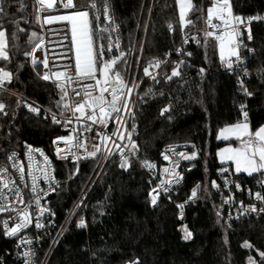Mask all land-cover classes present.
Here are the masks:
<instances>
[{
	"label": "trees",
	"instance_id": "16d2710c",
	"mask_svg": "<svg viewBox=\"0 0 264 264\" xmlns=\"http://www.w3.org/2000/svg\"><path fill=\"white\" fill-rule=\"evenodd\" d=\"M99 2L103 5V0ZM193 3L200 11L190 12L187 20L193 24L185 26L179 18L177 0H108L124 41L129 44L136 38L145 39L144 63L161 58L180 45L190 51L188 84L183 85L175 78L164 79L172 68L163 69L153 81L143 82L137 99L136 144L138 159L144 162L156 158L165 145L191 142L198 150L195 169L187 174L172 197L162 198L153 206L149 199L153 182L136 161L130 160L131 166L127 168L111 165L94 187L87 206L76 216L50 264H132L134 261L248 264L249 257L260 264L257 250L264 252V219L240 220L228 228L215 204L223 195L217 172L224 166L218 163L216 153L225 145L236 144L219 141L218 132L225 126L245 121L242 105L247 106V121L253 131L264 125V23L253 24V39L244 41L246 87L254 93L245 97L236 76L224 71L217 41L204 35L212 0H193ZM232 6L244 19L264 15V0H232ZM37 11L35 0H6L7 14L0 16V31L6 33L8 59L0 60V68L11 72L12 79L4 86L54 113L66 115L68 110L62 105L67 98L58 106L60 89L40 80L30 66L27 53H31L41 33ZM33 32L37 33L36 37L32 36ZM196 32L198 38L182 44L185 35ZM0 102L5 104L0 112V167L6 164L11 152L24 151L25 144L49 152L52 139L64 134L61 127L26 113L12 95L0 91ZM168 104H172L173 113L161 115ZM94 166L93 162H81L77 172L75 163L56 162L57 177L62 184L53 197L52 207L59 225L79 198ZM255 176L236 178L255 189ZM213 182L219 187H214ZM197 185H200L197 196L189 201ZM182 213L184 222L180 220ZM81 219L85 227L79 226ZM185 228L192 233L189 240L183 238ZM246 242L253 247L245 248ZM10 246L0 236V264L3 261L9 264Z\"/></svg>",
	"mask_w": 264,
	"mask_h": 264
},
{
	"label": "built area",
	"instance_id": "2783aa9c",
	"mask_svg": "<svg viewBox=\"0 0 264 264\" xmlns=\"http://www.w3.org/2000/svg\"><path fill=\"white\" fill-rule=\"evenodd\" d=\"M35 1L37 2V0ZM74 3L76 4L75 8L57 6L52 9H48L37 4L39 18L38 25L41 31V37L37 43H41V41L42 43L40 48H36L35 45L31 51L32 55H30V66L34 74L46 83L57 85L53 82L54 78L44 80L42 79V76L45 73H48L51 77V73L56 71L67 72L70 75L74 73V69L66 67L74 64V58L69 59V57H73L74 53V49L72 48L70 42V25L67 21L59 19L53 20L49 23L46 22V18L49 16H67L77 10H88L89 18L92 21L94 30L97 28H108L110 30V33L103 31L98 33L101 43L107 45L109 34L111 35L113 44H115L117 38L119 40L120 49L117 50L116 48H113V51L110 53L106 50L104 59L107 60L113 56H117L119 55V51H123L126 55L117 67L121 68V76L123 79L129 83V85L135 83L137 87L133 89L131 97L128 100L127 112L122 109L120 113L111 114L113 117H121L123 125L116 123L114 119H109L107 124L103 125L93 123L86 118L77 121L75 116H73L70 111H68L66 115H60L52 112L29 97L5 87L4 85L3 89H0V91L8 93L18 99L26 113L31 114L46 123L59 126L64 131V134L58 135L52 139L49 152L33 144H25L24 151L11 152L7 156L6 164L0 167V169H8V172L3 174L4 179L0 180V190L3 191L6 197V199H0V204L10 206L15 209V211L0 212V236H2L11 245V250L9 251V264H27L29 259L31 260V264H50L55 251L64 239L70 226L75 221L76 216L85 208V206H87L89 197L94 187L104 176H106L108 168L111 165L121 167L120 165L125 158L129 161H136L140 165V168L153 182L149 191L150 202L153 195H156V192L153 191L155 189L159 193L157 196L158 203L162 198L169 199L177 192V190L182 186L187 174L191 173L195 169V161L198 157L197 147H192V145L195 144L191 142H179L163 146L156 158L147 160L152 165H155L153 168L145 167L143 161L138 159L137 148L133 149L131 147L133 142L136 144V138L139 134V122L136 113L137 99L143 82L146 80H154L149 76H145L143 73L144 67L148 66L149 63H144L145 39L139 40L136 38L132 43H126L122 37V28L114 18L111 8L109 7L108 16L112 18L114 23H110L108 18L105 17L103 5L99 2V0H96L97 6L100 8V12L98 13L100 16L99 22H96L93 19L94 15L97 13L89 7L91 0H74ZM231 7L233 16H238L233 9L232 0ZM253 17H259V19H252L250 21L249 18L244 19L248 22L247 28L244 24L234 25L240 32L243 33V35L238 38L243 41V45L244 41L248 40L247 29H250L251 31L253 24L264 23V15L257 14ZM213 23H219V21L213 18ZM222 30L223 29H220V31ZM207 31L215 32L217 29L211 28L206 23V27L203 32L205 33ZM198 36L199 32L192 35L187 34L184 36L182 44L186 45L190 39L198 38ZM243 45L240 48V54L244 58L241 66L247 71V59L244 54L246 49ZM70 49L72 50L70 51ZM187 53H190V51L185 49L183 50L180 45L167 52L163 57L155 58L167 61V63L161 64L158 69H150V71H152V74L157 78L163 69L172 68V71L173 68L179 66L181 75L173 78L180 80L183 85H186L190 80L187 76V70L191 67V62L188 60V57H191V55L189 56ZM37 55L39 58H37ZM45 58L48 60L47 67H44L41 63V61ZM34 59L35 63L33 62ZM181 61H183L182 64L180 63ZM39 63L41 64L40 70L37 69V65ZM223 64L224 71L230 75H235L238 82L243 79L244 87H246V78L248 75H244V72L241 71V66H237L234 63L233 68L229 69L225 62ZM198 76L199 78L201 77L200 74ZM86 83H94V81H77L76 83L70 82L66 85L69 93V96L66 97L68 103H70L72 99H80V97L73 96V89L83 94V85ZM238 84L241 94L247 97V95L244 94L240 83ZM126 92L127 89H125V93ZM168 105H171V109L163 115L170 116L173 113L172 104ZM32 108H37L39 111L33 112ZM246 109L247 106L243 110L240 108L242 114L243 111H246ZM53 115H55L61 123H55L52 118ZM68 119H72L73 123L67 124ZM89 126L91 130H86V127ZM73 129H76V131L74 132ZM125 129H127V131H125ZM118 130L120 134L124 135L125 139L120 140L116 135H113V133H116ZM129 132L131 133V140L127 138ZM67 136L79 137V140L74 139L72 144H68L57 139L59 137ZM105 137H110L111 139H105ZM113 141H115V144ZM79 143H83L84 147L75 146ZM93 145H97L99 148L95 156L89 155V153L93 151ZM116 145H119V148ZM170 146H175L177 152L182 151L185 155H190L193 152H196V158L192 160H185L182 157H176L172 152L168 151ZM40 152H42L44 156L48 157L49 164L47 166H45L44 157L39 154ZM13 153H15L16 156L14 159L10 160L9 157L12 156ZM165 154L169 155V160L164 159ZM29 155H31L34 159L29 160ZM58 161L75 163L77 166V172L79 171L81 162L89 161L95 164L90 179L73 205L67 218L61 225L58 224L57 215L52 207L53 197L56 195L62 184L56 173V162ZM13 164L17 167H13ZM20 166H23L24 168L23 180L21 179V173L17 170ZM165 168L168 169V172H165ZM174 168L175 174L173 173ZM224 169L228 170L224 171ZM45 173H47V176H45ZM177 174L182 177L179 183L175 182ZM255 174V189H253L249 185H243L237 180V174L231 166L224 165L218 170L217 178L220 181L223 195L221 201L215 205L219 208L221 217L228 228H231L234 223L240 220L264 219V213L259 212V209L264 207V201L256 199L254 195L256 192H260L264 195V186H262V182H264V174ZM33 175L38 177L35 182L37 186V190L35 192L31 190ZM5 180H14L15 185L9 184V188H3ZM168 181L172 182L168 183ZM237 184L240 185L239 188L236 187ZM17 186L20 190V195L22 196V203L19 199H16L15 188ZM192 199L189 198V201ZM37 200L39 201V204H37ZM252 205L256 206L257 211H246V209ZM25 210H27L30 214L27 226L22 228L16 235H6L4 221H8L9 229L17 222L23 223L22 214ZM18 213L21 215L18 216ZM180 220L181 222L185 221L184 213L181 214ZM37 223L41 224L42 227H36ZM27 241H31V243H27ZM26 252H30L31 256H25L24 254ZM1 264L7 263L3 261Z\"/></svg>",
	"mask_w": 264,
	"mask_h": 264
},
{
	"label": "snow or ice",
	"instance_id": "6c2138e0",
	"mask_svg": "<svg viewBox=\"0 0 264 264\" xmlns=\"http://www.w3.org/2000/svg\"><path fill=\"white\" fill-rule=\"evenodd\" d=\"M37 3L41 6L46 5L48 9H52L56 4V0H37ZM61 3L64 8H75L76 4L74 0H61ZM177 3L180 6V21L184 22L186 13L188 12H198L200 8H198L194 3L193 0H177ZM89 7L97 13L94 15L93 19L96 22H99L100 16V8H98L96 0H91ZM23 10V6L20 9ZM103 12L106 18H108L110 23H114L112 18L108 16L109 12V5L108 0H103ZM6 0H0V16L6 15ZM213 18H215L219 23H213ZM65 20L70 25V42L72 48L74 49L73 57H69V59L74 58V64L68 65L66 67L74 69L73 74H68L67 72H52L51 77L48 73H45L42 76V79L49 80L50 78H54L53 82L57 84V87L60 89L61 96L60 100L57 101V105L61 106V102L65 101V98L69 96L67 91L66 85L68 83H76L77 81H94V83H86L83 85L84 91L83 94L81 92L76 91L73 89V96L80 97L79 100L72 99L70 103L65 102L63 103L62 107L72 113L75 116L77 121L82 119H87L92 121L93 123L99 124H107L109 119H114L116 123L123 125V120L121 117L116 116L113 117L112 113H120L121 110L127 112L128 110V100L131 97L132 91L137 85L135 83L129 85L123 77L121 76V68H118L117 65L120 63L121 60L124 59L125 53L123 51H119V55L113 56L109 59H104L105 51L112 52L113 48L117 50L120 49L119 40L115 44H113L111 40V35L109 34L108 43L105 45L104 43L100 42V37L98 33L100 31L109 32L108 28L104 29H95L93 28L92 21L89 18V11L88 10H77L72 12L67 16H60V17H52L49 16L46 18V22H52L53 20ZM252 19H259V17H252L249 18V21ZM211 28L217 29V31H207L204 33L206 37H212L216 41L219 42V53L220 58L223 62L226 63L229 69L233 68V64L235 63L237 66H241L243 62V57L240 54V48L243 45V41L239 40L238 38L243 35L234 25L244 24L247 28V23L244 18L239 16H233L232 7H231V0H212L211 6L207 9V19L205 21ZM192 20H187L186 25H192ZM185 25V26H186ZM118 28V26H117ZM169 28H172V25L169 24ZM220 29H223L220 31ZM115 30V29H113ZM248 30L247 39L252 40L253 37L251 35L250 29ZM33 37L37 36V33H32ZM5 37V32L0 31V57L7 60L8 56L7 53L4 52V43L3 38ZM42 43V41H41ZM41 43L36 44V48H40ZM206 43V41H205ZM247 48V45H243ZM72 49H70L71 51ZM179 51V50H178ZM249 51H252L249 49ZM27 55H32L31 53H27ZM170 55V53H169ZM187 55H191V53H187ZM35 63V59L33 60ZM41 63L44 67L48 66V60L45 58ZM167 63V61H162L159 59H155L149 61L148 66L144 67L143 73L145 76H149L152 79H156V76L152 74L150 69L153 68H160L161 64ZM181 64L183 61L180 62ZM122 67V66H121ZM241 71L244 72V75L247 76L248 73L245 68L241 66ZM200 72L203 73L204 69H200ZM181 72L179 71V66L173 68L170 75H165L164 79L171 80L173 77L180 76ZM12 73L9 71H5L3 68H0V89H3L4 83L11 82ZM241 88L245 95L251 97L254 93L249 92L246 87H244L243 79L239 81ZM125 89L127 92L125 93ZM151 91V90H149ZM147 94V93H146ZM163 95V93H161ZM246 105H242L241 109L243 110ZM5 108V104L0 102V112H2ZM171 109V105L165 106L161 110V115L166 112H169ZM33 112H38L39 109L32 108ZM7 115V113H4ZM79 114V115H77ZM243 116L245 121H247L248 113L243 111ZM53 121L55 123H61L59 119L53 115ZM73 123L72 119L67 120V124ZM86 130H91L90 126L86 127ZM75 132L76 129H73ZM127 131V129H125ZM118 139L123 140L125 139L124 135L120 134L119 130L116 133ZM129 140H131V133H128ZM218 138L229 140V139H236L240 141V146L237 148H233L231 146L221 149L219 152V156L222 162L231 161L235 164V172L246 173L247 175L251 176L254 173L264 174V126L259 127L255 131L251 130L249 124L247 122L238 123L224 129H221L220 136ZM58 140H62L68 144H72L73 140H79V137L67 136V137H59ZM105 139H111L110 137H105ZM55 143V141H54ZM115 144V141H113ZM79 147H84L83 143H79ZM119 148V145H116ZM131 147L133 149L137 148V145L133 142ZM195 148V145H192ZM99 150L97 145H93V151L89 153L91 156H95L96 152ZM39 151V150H37ZM59 151V149H58ZM168 151L172 152L173 155L176 157H182L185 160H192L196 158L197 153L193 152L190 155H185L184 152L180 151L177 152L175 146H170ZM41 156L44 157L45 166L49 164L48 157L44 156L42 152L39 153ZM16 156L15 153L9 157L10 160L14 159ZM34 158L29 155V160H33ZM165 160H169V155H164ZM145 167L153 168L155 165H152L148 161L143 162ZM122 168L130 167L129 160L125 158V160L120 165ZM13 167H17L13 164ZM17 170L21 173V179L23 180V166L17 168ZM228 169H224L227 171ZM8 169L3 168L0 169V180L4 179L3 174L7 173ZM165 172H168V169L165 168ZM173 173L175 174V168L173 169ZM47 176V173H45ZM38 179L37 176L33 175L32 180V191L35 192L37 190L36 180ZM182 179L181 176L178 174L176 175V183H179ZM172 181H168L171 183ZM9 184L15 185L14 180H5L3 183V188H9ZM214 187H219L218 185L213 182ZM262 186H264V182H262ZM200 185H197L192 190V195L190 199L195 198L197 196V189ZM237 188L240 187L239 184L236 185ZM11 190V189H9ZM156 195H153L151 203L153 206L157 204V196L159 193L154 189ZM16 192V199H19L22 203V196L20 195V190L18 186L15 188ZM256 199L260 201H264V195L260 192H256L255 194ZM0 199H6L2 190H0ZM37 204L39 201L37 200ZM181 209H183V205H179ZM3 211H15V209L11 208L10 206H5L0 204V212ZM246 211L256 212L257 208L255 205L250 206ZM259 212L264 213V207L259 209ZM21 215L18 213V216ZM29 213L27 210L22 214L23 216V223L17 222L12 228H8V221H4L5 227V234L9 236L16 235L22 228L27 226ZM80 227H84L85 222L81 219ZM36 227H42L41 224L37 223ZM185 240H189L192 238V233L185 228V235L183 237ZM27 243H31V241H27ZM245 248L253 247L249 243L244 244ZM259 256L261 257L260 264H264V252L257 250ZM27 257L31 256L30 252H26L24 254ZM27 264H31V260L27 261ZM132 264H139L138 261L132 262ZM248 264H257V261L249 257Z\"/></svg>",
	"mask_w": 264,
	"mask_h": 264
},
{
	"label": "crops",
	"instance_id": "0c3cea01",
	"mask_svg": "<svg viewBox=\"0 0 264 264\" xmlns=\"http://www.w3.org/2000/svg\"><path fill=\"white\" fill-rule=\"evenodd\" d=\"M177 5H178V3H177ZM178 12H179V8H178ZM189 13H190V12H189ZM187 18H188V17H187ZM3 43H4V52L7 53V37H6V33H5V37L3 38ZM7 56H8V54H7ZM0 60H3V58L0 57ZM5 71H6V70H5ZM244 122H247V123L249 124L251 130H252V127H251L250 122H248V121H242V122H239V123H244ZM236 124H238V123H236ZM233 125H235V124H233ZM229 126H232V125H229ZM229 126H225V127H223L222 129H224V128H226V127H229ZM263 126H264V125H263ZM220 131H221V129H220ZM220 131L218 132V137L220 136ZM218 140H219V141H223V142H236V144H229V145H225V146H223V147L220 148V149L217 151V153H216L217 161H218L219 164H221V165H229V166H231V167L233 168V170L235 171V164H234L233 162H231V161H228V162H222V161H221V158H220V156H219V152H220L221 149H224V148L229 147V146H231V147H233V148H237V147H239V146H240V141H237V140L234 139V138L229 139V140H224V139L218 138ZM235 173H236L237 175H247L246 173H243V172H240V173L235 172ZM254 174H255V173H254ZM247 176H249V175H247Z\"/></svg>",
	"mask_w": 264,
	"mask_h": 264
},
{
	"label": "rangeland",
	"instance_id": "374dc122",
	"mask_svg": "<svg viewBox=\"0 0 264 264\" xmlns=\"http://www.w3.org/2000/svg\"><path fill=\"white\" fill-rule=\"evenodd\" d=\"M64 2H65V1H64ZM37 4H38V3H37ZM57 6H63L62 3H61V0H56V4L54 5V7H57ZM42 7H46V8H47L46 5H44V6H42ZM178 8H179V13H180V6H179V4H178ZM188 14H189V12L186 13L185 21H184V22H181L182 25H186V21H187ZM37 16H38V11H37ZM179 18H180V16H179ZM38 20H39V18H38ZM40 37H41V33H40ZM39 39H40V38H39ZM218 45H219V42L217 41L218 56H219L220 62H221V63H224V62L221 60V58H220V53H219V47H218ZM37 58H39L38 55H37ZM37 69H39V70L41 69V64H40V63L37 65ZM198 190H199V188L197 189V192H198Z\"/></svg>",
	"mask_w": 264,
	"mask_h": 264
}]
</instances>
